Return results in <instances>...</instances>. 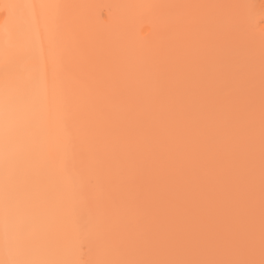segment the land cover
I'll list each match as a JSON object with an SVG mask.
<instances>
[{
  "label": "snow or ice",
  "instance_id": "6c2138e0",
  "mask_svg": "<svg viewBox=\"0 0 264 264\" xmlns=\"http://www.w3.org/2000/svg\"><path fill=\"white\" fill-rule=\"evenodd\" d=\"M81 7L0 2V264H264V5Z\"/></svg>",
  "mask_w": 264,
  "mask_h": 264
},
{
  "label": "bare ground",
  "instance_id": "6f19581e",
  "mask_svg": "<svg viewBox=\"0 0 264 264\" xmlns=\"http://www.w3.org/2000/svg\"><path fill=\"white\" fill-rule=\"evenodd\" d=\"M202 0H59L61 3L82 5L76 10L86 23L88 31L104 38H120L133 47H143L155 41L156 33L140 19V11L127 7L142 3H201ZM224 2L223 0H203L202 3ZM226 1V0H225ZM230 1V2H229ZM233 1L235 3H233ZM239 3L253 5L252 0H238ZM237 0H227L228 4H238ZM5 2V0H0ZM39 2V0H20ZM224 2V3H226ZM223 3V4H224ZM2 19V16H0Z\"/></svg>",
  "mask_w": 264,
  "mask_h": 264
},
{
  "label": "rangeland",
  "instance_id": "374dc122",
  "mask_svg": "<svg viewBox=\"0 0 264 264\" xmlns=\"http://www.w3.org/2000/svg\"><path fill=\"white\" fill-rule=\"evenodd\" d=\"M203 1V0H202ZM202 1H201V3H202ZM208 1V0H207ZM210 1H212V0H209V2ZM219 1V0H218ZM224 2H226L225 0H223ZM238 1V0H237ZM245 1V0H244ZM253 1V5H255V12H256V19L257 20H259V12H260V8H261V5H264V0H252ZM216 3H221V2H217V1H215ZM224 2H222V3H224ZM230 2V1H229ZM197 3H199V2H197ZM205 3H206V1H205ZM212 3H214V2H212ZM233 3H235L234 1H233ZM236 3H239V1L238 2H236ZM224 4H228L227 2L226 3H224ZM230 4H232V3H230Z\"/></svg>",
  "mask_w": 264,
  "mask_h": 264
}]
</instances>
